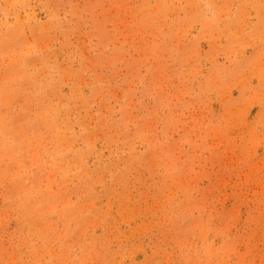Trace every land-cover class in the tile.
I'll list each match as a JSON object with an SVG mask.
<instances>
[{
  "label": "rangeland",
  "instance_id": "1",
  "mask_svg": "<svg viewBox=\"0 0 264 264\" xmlns=\"http://www.w3.org/2000/svg\"><path fill=\"white\" fill-rule=\"evenodd\" d=\"M0 264H264V0H0Z\"/></svg>",
  "mask_w": 264,
  "mask_h": 264
}]
</instances>
